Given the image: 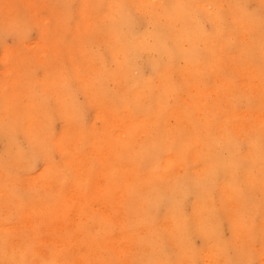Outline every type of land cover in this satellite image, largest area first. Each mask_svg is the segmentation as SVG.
I'll use <instances>...</instances> for the list:
<instances>
[{
  "label": "bare ground",
  "instance_id": "obj_1",
  "mask_svg": "<svg viewBox=\"0 0 264 264\" xmlns=\"http://www.w3.org/2000/svg\"><path fill=\"white\" fill-rule=\"evenodd\" d=\"M74 3V26L71 14L56 18L54 25L72 28L71 36L79 38H71L67 49L50 51L56 56L51 68L42 70L43 78L23 75L10 86L0 85V264H39L34 258L37 249L29 242L25 248L16 246L11 231L3 234L1 223L6 209L22 211L42 198L23 180L35 172L37 159L43 161L41 181L55 182L61 189L38 203L39 218L48 214V229L57 217L67 221L66 207L84 208L91 195L106 207L124 210L120 249L127 250L129 264H264V191L258 166L246 161L239 182L222 174L209 196L193 189L177 205L171 188L181 178L199 177V145L183 162L169 150L154 171L132 155V148L157 122L136 105L137 97L162 101V118L172 132L186 129L195 134L197 125L220 123L259 142L264 59L258 53L250 58L248 49L264 26L261 0H246L244 7L241 0H69L66 12L72 13ZM190 15L202 20L206 31L217 33L207 40L198 64L179 56ZM225 16L228 23L222 25ZM26 19L1 28L25 43V25L34 19L31 11ZM45 24L46 18L39 23ZM56 28L39 33L46 40ZM18 60L14 64L20 67ZM83 107L94 111L87 125ZM55 117L63 123L59 133L53 132ZM90 151H96L94 162L100 165L96 169L94 162L90 165ZM82 157L88 168L81 166ZM86 177L88 191L82 189ZM100 178L106 180L104 185ZM71 185L77 202L68 205L63 191ZM137 190L167 191L164 199L142 210ZM121 191L126 192L122 207L123 200L114 198ZM101 214L103 218H95L103 225L109 215ZM131 222L135 224L129 226ZM77 228L67 229L63 238L83 232V227ZM113 239L102 234L93 239L99 244L94 246L109 252ZM110 264L117 260L111 258Z\"/></svg>",
  "mask_w": 264,
  "mask_h": 264
},
{
  "label": "rangeland",
  "instance_id": "obj_2",
  "mask_svg": "<svg viewBox=\"0 0 264 264\" xmlns=\"http://www.w3.org/2000/svg\"><path fill=\"white\" fill-rule=\"evenodd\" d=\"M67 6H70L69 0L66 3V9ZM76 6L77 5L74 3L72 13L66 12L63 16L58 17L56 11L51 7V0H0V31L1 33L4 32L2 33L3 35H0V85L5 84L6 86H10L11 83L22 80L23 75H28L26 79H29L30 74H32L34 79L43 78L44 71L51 68L54 62L53 56H56L55 54L52 56L50 51L55 49L63 50V48L67 49L66 46L71 38L73 40L79 38V36H71V34H73L72 28L67 30L66 25H63L65 28L64 30L63 28H56L54 25L56 18H64L66 14H71L73 17L71 25L73 27L76 20V12H74ZM251 6L254 5L251 4ZM30 11L33 13L34 19L33 23L29 21L25 25V28L28 30V34L23 38L25 43H23L22 40H18L19 37L14 33L7 34L8 28H1V26L11 24L20 18L24 19V17H27L26 20H30ZM45 12L48 13L47 17H44ZM19 13L20 15L17 17ZM43 17L46 18V24L40 26L39 23L42 24ZM41 18L43 19L41 20ZM43 28L47 30L56 29L53 31L52 35L45 40L43 34L41 35L39 33V29L42 30ZM15 59H20V61L18 60L20 67L17 66V63L14 64ZM23 63L28 67L27 70L23 67ZM148 73L149 69L146 71V74ZM15 88H17L18 92L20 88L19 83L16 84ZM248 96L251 101H254L253 96ZM81 100H83L82 97ZM81 100L80 103H82ZM93 115L94 111L92 109L83 107L84 124H89L93 119ZM254 118L255 116L250 117V119ZM62 126V121L55 117L53 132L59 133ZM17 139H19V144L25 146V141L22 136H18ZM90 152L92 153H89L91 165L97 159H95L96 151ZM54 156L58 162L61 160L58 154L54 153ZM81 159H83L80 162L81 166L88 168L87 159L83 157ZM92 166L96 169L100 165L94 162ZM34 170L35 172L33 174H26L23 180L25 179L42 198H40L35 205H30L22 211L12 212L6 209L1 218L3 234H9L8 230L11 231L13 235H11V238H13V243L16 246L22 244L21 247L25 248L29 242V246L32 249H37V254H35L34 258L38 260L39 264L40 262H43V264H110L111 258L116 259L117 264H129L127 263L129 257L127 250L123 252L120 249L122 233L119 226L122 225L124 220V210L122 208L115 209V206L106 207L101 199L92 200L91 195H88V200L84 208L77 207L68 210V207H66L67 221L64 222L62 218L57 217L52 220L53 228L48 229L45 226L46 222L50 223L48 214H43L42 218H39V211L41 208H39L38 203L42 202L41 200L47 198L48 195L54 196L57 192H60L61 189L57 183L51 182V184H44L41 178L38 177L44 170L42 159H37V162L34 164ZM105 182V179L100 178V185H104ZM89 184V179L86 177L82 189L88 191ZM73 191L74 188L72 185L69 187L67 186L63 191V198H65L63 200H66L68 205L77 202L76 192ZM125 193L126 192L121 191V193L117 192L114 195L115 199L123 200L120 205L121 207L125 202ZM103 212H106L109 217L106 218V222H102V225L99 221H96V218L102 216L101 213ZM78 226L83 227L81 230L83 232L79 234L76 233V235L71 238H63L67 229L68 231L75 228L78 229ZM102 234H110L114 237V249L110 247L109 252L101 245L94 246L98 243L93 239L100 238ZM195 242L197 245H200L199 240ZM127 248L128 247H126V249Z\"/></svg>",
  "mask_w": 264,
  "mask_h": 264
},
{
  "label": "clouds",
  "instance_id": "obj_3",
  "mask_svg": "<svg viewBox=\"0 0 264 264\" xmlns=\"http://www.w3.org/2000/svg\"><path fill=\"white\" fill-rule=\"evenodd\" d=\"M67 0H51V7L58 17L66 13ZM246 0H241L240 7H244ZM264 5V0H261ZM255 12V10H251ZM48 13H44L47 17ZM264 20V11H262ZM228 18L225 16L221 24L227 25ZM184 31L187 35L183 38L179 53L180 59L185 62L198 64L202 61V53L209 38L217 35L216 31H206L204 22L195 15H190L184 22ZM264 59V26L257 37H254L248 49L250 58L256 54ZM135 103L143 107L149 116L157 118L156 124L151 130L144 133L143 140L138 146L132 148L133 158L138 159L149 171H154L158 166L161 156L173 150L179 161L183 162L190 153L199 145L197 158L201 166L199 177L195 180L181 178L171 188L172 200L175 204L183 200L185 196L195 189L201 195L209 196L215 188L222 174H227L233 182H239L241 174L246 171L245 162L250 161L258 166L260 171L261 190L264 191V125L261 126L259 142L251 136L237 135L227 125L220 123H208L197 125L195 134L186 129L172 132L162 118L163 102L149 100L147 97H137ZM159 105V107H158ZM255 179V177H251ZM165 191H149L137 196L146 210L150 203H156L165 198ZM131 222L129 226H133ZM139 264V262H138ZM159 264V261H153ZM248 264H252L251 261Z\"/></svg>",
  "mask_w": 264,
  "mask_h": 264
}]
</instances>
